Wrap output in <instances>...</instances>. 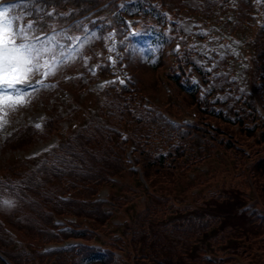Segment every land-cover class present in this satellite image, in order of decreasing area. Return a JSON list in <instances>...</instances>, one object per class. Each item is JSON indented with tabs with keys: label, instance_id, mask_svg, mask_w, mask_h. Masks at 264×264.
<instances>
[{
	"label": "trees",
	"instance_id": "1",
	"mask_svg": "<svg viewBox=\"0 0 264 264\" xmlns=\"http://www.w3.org/2000/svg\"><path fill=\"white\" fill-rule=\"evenodd\" d=\"M75 1L77 3L72 5L79 9L74 11L71 17L86 8L80 2L85 5H90L91 2ZM101 1L104 0H93L92 4L97 5ZM112 1L114 5L109 8L106 24L107 27L113 26L116 31L121 26L126 30L121 19L122 13L133 17L139 10L145 22L148 16L155 18L163 14L150 0ZM118 1L122 2V6L118 5ZM132 22L138 26L137 21ZM261 33L264 35L262 26L257 32L259 38L262 37ZM126 37L130 40L127 35ZM261 45L264 47V37ZM169 68L166 73L168 79L176 86L178 82L181 90L189 94L194 112L189 123L184 121L171 123L160 113L153 115L151 121L142 112L135 113V107L140 105V97L136 92L133 94L130 92L125 99L128 103L117 100L113 105L118 114L114 112L115 117L112 120L108 121L105 118L103 120L101 116L90 114L87 124L74 126L65 139H60L49 148V155L44 154L37 167L0 172V189L10 190L6 197L15 194L26 200L32 216L30 221L32 228L26 225L16 227V233L13 235L7 231V227L14 226L16 217L12 212L0 213V251L12 264H116L118 256H115V248H121L120 245L124 242L121 235L113 233L105 241L106 244L104 242L99 244L95 236L99 235L100 231L109 229L103 225L108 223L106 219L114 215V208L129 200L133 193L140 194L142 189L154 199L149 207L147 206V212L142 213L143 229L148 219L155 221L177 219L176 222L166 224L164 228L167 231H163L167 234H177L175 247L181 248H178L179 252L174 247L168 254H163L155 249L154 243H149V236L153 238V235L147 231L148 234L146 232L142 243L133 241L136 249L134 257L141 264H264V124L253 106L250 118L242 114L247 106L236 109L237 111L233 110L227 115L214 105L217 100H201L200 97H195L198 86L189 80V73L183 66L178 63L177 66ZM260 97L264 101V94ZM129 104L132 110L130 116L125 113ZM262 105L264 109V102ZM52 119L56 126L53 129L47 127L45 131L48 134L58 129L57 116ZM163 122L170 128L165 140L171 142H165L167 145L165 151H155L151 143L155 141V137L160 136L159 130ZM121 124L133 127L130 137L122 135ZM224 142L231 157L223 153L226 152L221 147ZM127 148H130V155L136 167L130 166L127 160ZM211 156L215 157L217 164L209 166L206 174H197L194 179L184 184L189 186L199 184L197 199L207 196L205 186L210 185L218 174L223 173L224 167L219 165L230 164V169L227 167L225 169L232 170L231 187L237 190L238 194H241V190L237 186L244 191L250 187L254 189L258 202L260 201V206L253 210L249 218L247 217L250 226L253 227V233L246 229L220 225L219 214H224L227 219L226 213L230 210V194H226L224 200V195L212 193L214 197L210 198L214 200L212 206L215 209L211 212H194V204L186 205L181 199L173 197L180 178L188 177V171L194 170L203 160L213 158ZM224 158L229 161L225 162ZM122 159L126 160L127 164ZM246 160H250L252 165H248L245 171L243 165ZM138 171L141 172L148 188L137 177ZM125 173L134 176L137 181L135 186L126 184L123 188L126 189L124 194L112 195L111 199L94 198L100 186L109 181L115 182L109 175L119 176ZM18 189L20 194L16 193ZM66 193L68 196H61ZM207 193L210 194V191ZM0 199L4 197L0 195ZM107 204H112L113 207L105 206ZM13 209L14 212H19L20 206ZM61 214L75 215L77 219L61 227V223L53 219V215ZM233 214L234 217H245L243 213ZM83 216L90 219L89 224L82 223L80 218ZM100 217L103 218L102 222L94 223ZM217 227L218 231H214ZM249 229L252 230L251 227ZM209 232H213L214 239L204 237L203 234ZM243 235L249 239L246 247L238 251L237 246L240 242L236 239L242 238ZM28 237H32V240ZM67 237L80 238L81 242L47 248L43 246L50 242L63 241L62 239ZM137 243L140 245L136 246ZM193 244L196 247L195 251L187 255L186 249ZM151 246L154 247L152 251ZM177 253L183 254L178 256ZM0 264L8 263L0 257Z\"/></svg>",
	"mask_w": 264,
	"mask_h": 264
},
{
	"label": "rangeland",
	"instance_id": "2",
	"mask_svg": "<svg viewBox=\"0 0 264 264\" xmlns=\"http://www.w3.org/2000/svg\"><path fill=\"white\" fill-rule=\"evenodd\" d=\"M183 1L184 3L182 4L180 0H150V2L154 3L160 10L162 9V12L165 14L163 16H156L155 18L157 19V22L155 21V23L151 24L147 23L146 26L150 32L149 39L145 32L140 35L142 39L136 37L139 42L136 54L139 53L142 47L147 53L149 51L152 53L149 55L151 68L145 67L141 63V60V67H134L137 61V56H135L131 62L124 65V68H127L132 72L129 77L130 82L137 80V85L132 83L130 88L134 89L137 92V96L142 98V106L135 107V113L142 112L152 121L153 115L159 113L155 109L157 106L165 113L170 114L173 118L178 120L188 121L190 119L189 116H191L193 106L191 105L189 94L182 92L175 85H170V88L168 89L169 91L167 90L168 76H166V73L170 69L169 66H174L175 60L177 64L179 63L178 60L180 58L182 63L190 62L191 64L198 66L199 70L203 73L201 80L202 89H204L206 93H210V100H217L216 104L224 108L222 111H224L225 114L228 115V112L225 110L233 112V110L237 111L238 109L247 106L245 112H242V114L250 118L254 110L251 106L255 103L257 106V114L260 116V119L264 124V109H261V104L257 103L264 102L260 97L261 94H264V47L261 45L264 35L261 33L262 37L259 38L257 34L258 23L264 28V4L262 2H256V12H245L241 14L240 7L243 8L245 6V8L248 9L255 0H241L243 5L237 4L235 9L233 6L235 1L230 3L226 8H213L215 0H209L210 11L212 9L213 11L209 16H204L198 15L194 12L184 11L185 7H180L186 3L185 0ZM188 1L192 4L198 2V0ZM175 4L179 6L178 11H175ZM16 7L17 6H15L14 9H16ZM259 7H261V11L258 10ZM166 15H170L176 20L168 25L167 32L164 33L161 31L160 27L163 20L162 18L167 17ZM243 18L248 20L247 24H242ZM148 20L151 21L150 18ZM237 21L238 26H235L237 25ZM48 33L51 34V31ZM100 36V30H93L85 38L81 33L77 35L79 40H76V42L80 45L76 50L79 53H81V49L85 45L90 46L92 52L94 50L93 53L88 52L87 54V63L91 70H93L92 68L95 66L94 61L96 62L97 59L100 58L101 51L102 54L105 52L99 44H96V46L92 44V38ZM168 40L172 42V45L170 43L165 46L164 43ZM105 44L106 46H113L112 41L107 40ZM177 46H179L178 49ZM105 53L108 54V57L110 58V53L108 51ZM142 58H144V56ZM123 62V60L117 62L114 64V68L120 69ZM144 63L145 65H148L147 62L144 61ZM158 64L161 65L154 68V66ZM103 69L105 70L106 67L103 66ZM185 70L192 78H199V75L190 67H186ZM70 72L71 71L68 69L65 70V72H60L59 70L51 77L65 75ZM39 78V76L34 77V79ZM48 81L49 78L46 83ZM103 81L104 80L100 79L97 75V77L90 80L87 83V86L83 89L71 91L61 87L59 92H56V95L54 96H51L52 94L47 95L48 92L41 96L37 91L31 94L30 103L26 106L19 107L14 111H9L5 108V114H0L3 115V120L6 121L4 126L0 128V142L1 138L5 135L2 143H0V146H2L0 148V172L5 170L17 171V168L24 169L32 166L38 161V157L29 159H12V156H18L21 153L22 155L27 156L30 153L51 144L55 139L56 141L65 139L67 134H69V131L72 130L76 124H83L86 122V116H89L94 109L100 111V109H97L96 105L93 104L91 93L88 92L91 91L92 88L98 87ZM126 88L127 85L125 86V90H122L123 93L128 90V88ZM45 89L47 90L48 88ZM79 97L85 98V100L81 101L77 99ZM125 99V95L118 98V100L123 103L127 102ZM241 99L244 101L241 102ZM148 102L152 106L148 105ZM73 104L78 105V109L75 111L72 110L77 107L73 106ZM128 106L129 107L125 110L127 115L132 111L130 108L131 105L129 104ZM101 115L103 119L104 116H106L104 113ZM54 116H57L58 127H61L62 133L61 135H55L56 137L52 136L51 138H47L50 134L41 135L43 133L42 130L47 129V127H51L52 129L55 128L56 123L53 121L54 119H52ZM168 118L173 122V118ZM109 120L110 119L108 118V121ZM130 121L132 122V120ZM26 123H28L26 127H21V125ZM35 123H40L42 128L36 129L34 127ZM43 125L46 128H43ZM120 126H122L120 128L122 134L130 137L133 127L131 125L123 124ZM159 131L161 134L159 137H155V141L151 143V147L155 151H165L167 148L165 142H171L165 140L170 133V128L165 122H163ZM162 135L165 136L161 137ZM43 138L47 139L43 140ZM129 146L131 147V143ZM221 147L226 150V152L223 151V153L226 156L229 155L231 157L225 142ZM48 150L45 151L44 154L49 155ZM211 157L213 158L203 160L194 170L188 171V177L180 178L181 181L180 183H177L173 197L181 199L186 205L194 204V212H211L215 209L214 206H212L214 200L210 198L214 197L212 193L224 195V200H226V194H230V210H227V219L224 217V214H219L221 218L220 225H225L230 228L237 227L243 230L246 229L249 233H253V227L250 226L248 222V218L250 217V210L248 208H251L252 206H260V201L258 202L259 199L257 200L254 189L250 187L247 191H244L241 187L235 184L240 188L241 194H238V191L231 187V182L233 181V177L231 178L232 170L226 171L225 169L226 167L230 169V164L226 165L225 163H221L219 165L224 167L223 173L218 174L216 178L210 182V185L205 186V193L207 196L197 199L199 184L191 186L184 184L188 180L194 179L197 174H206L209 166L216 165L215 157ZM122 160L127 164L126 160ZM224 161L227 162L229 160L224 158ZM250 163V160H246L243 165L245 171L247 170L248 165H252V163ZM137 177L141 179L139 172L137 173ZM110 179L116 183L109 181L103 187L100 186L96 192V197H106L107 199H111L110 197L112 195L124 194L126 189L123 188L126 184L129 186H135L137 184L134 176L130 174L127 175L126 173L119 175L118 177H110ZM142 183L147 187V184L144 183L143 180ZM11 191L12 193H15L14 190ZM207 191H210V194H208ZM9 193L10 190L3 191L0 189V195L2 198L8 196ZM16 193L20 194V190L18 189ZM7 198L8 200L13 201V205L16 204L13 196ZM153 201L154 199L149 197L144 189H142L140 194L133 193L129 200L114 208V215L106 219L108 223L104 224L103 227L106 226V228L109 229L100 231L99 235L95 236V240L100 243H105L107 238L111 237L113 233L121 235L122 242L124 241L120 245L121 248L114 247L118 256L116 264H141L134 257L136 255H134L136 249L133 241L137 240L142 243L143 238L146 237L147 231L152 232L153 235V238L149 236V243H154L156 247L155 249L161 251L163 254H168L169 250L176 246L175 242L178 235L175 233L167 234L163 230L167 231L164 228L165 225L169 224V222H176L177 219L167 218L164 220L160 219L159 221L148 219L146 227L143 229L142 213L147 212V206L149 207V204ZM16 205L20 206L19 212H14V209L12 208L14 206L7 207L0 205L1 214L12 212L13 216L16 217V223L12 222L14 226L9 227L12 230L24 225L32 228V223L30 222L32 216L29 212L27 202L24 204L20 202ZM105 206L113 207L112 204H107ZM233 212L236 214L243 213L245 217H234ZM80 220L85 224L90 219ZM102 220L103 218L100 217L99 220H96L97 222L94 221V223L98 224L102 222ZM87 223L89 224V222ZM218 227L215 228L214 231H218ZM250 227L252 230L249 229ZM154 231L155 233H153ZM227 231L228 229L226 232ZM212 233L213 232H209L203 235H205L204 237L206 238L209 237L210 239H214ZM28 238L32 240V237ZM16 239L18 240L17 236ZM248 239L249 238L244 235L242 238L236 239L240 242L237 246L238 251L246 247ZM137 245H140V243H137L136 246ZM153 248L154 247L152 246L150 247L151 251ZM178 248H181V246ZM178 248L175 247L177 252L180 251ZM195 249L196 247H194V244L189 245V248L186 249L187 255L193 254ZM182 254L177 253L178 256ZM243 258H245V256Z\"/></svg>",
	"mask_w": 264,
	"mask_h": 264
},
{
	"label": "snow or ice",
	"instance_id": "3",
	"mask_svg": "<svg viewBox=\"0 0 264 264\" xmlns=\"http://www.w3.org/2000/svg\"><path fill=\"white\" fill-rule=\"evenodd\" d=\"M24 2L34 4L35 0H24ZM13 7L15 5L0 0V114H5V108L14 111L26 106L30 103L32 93L41 88L52 87L46 83L47 79L54 76L62 64L73 58L69 56L68 49L74 39L79 40V37L67 36L66 29L57 32L55 26H49L51 34L45 33L36 21L31 20L17 30L15 18L9 15ZM47 15L51 16L52 13L49 12ZM61 15L68 14L61 13ZM37 32L39 35L36 34ZM58 36H66L68 44L61 43L57 39ZM109 59L115 63L111 57ZM36 76L40 78L34 79ZM119 82L125 83L123 80ZM105 83H115V81ZM5 123L3 115H0V128ZM34 126L36 129L42 128L40 123H35ZM0 205L14 206L11 200H0Z\"/></svg>",
	"mask_w": 264,
	"mask_h": 264
}]
</instances>
